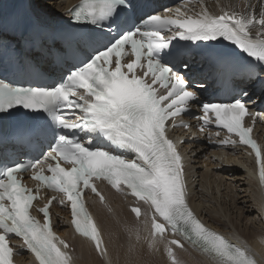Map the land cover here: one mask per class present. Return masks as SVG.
<instances>
[{"label": "snow or ice", "instance_id": "6c2138e0", "mask_svg": "<svg viewBox=\"0 0 264 264\" xmlns=\"http://www.w3.org/2000/svg\"><path fill=\"white\" fill-rule=\"evenodd\" d=\"M245 4L243 11L239 5H228L219 15L206 7L196 15L181 7L174 15H157L140 0H82L69 10V17L89 28L77 40V63L58 84L24 88L0 79V119L40 113L28 117L35 123L20 134L33 147L49 134L55 141L42 160L22 163L11 156L0 157V264H13L9 241L16 238L26 246L16 255L30 253L38 264H73L72 255L65 251L69 245L53 231L49 211L53 201L61 206L70 202L75 231L106 258L108 250L84 203L86 190L104 201L95 184L99 180L148 206L150 247L163 241L171 264H180L175 248L184 249L182 240L215 264H258L250 249L206 227L189 207L183 157L167 134L169 121L198 105L202 115L197 120L216 124L226 135L238 138L228 135L223 144L251 149L264 187V148L252 138L253 128L244 125L245 117L254 123L259 113L239 98L204 103L200 94L205 83H190L188 54L172 44L177 37L208 42L210 47L227 41L246 54L250 64L264 70V0H245ZM126 55L134 58L129 62ZM157 86L166 94H158ZM66 109L78 110L79 119L66 117ZM29 171L38 182L35 191L22 179ZM41 186L55 194L36 209L43 223L32 215ZM132 211L137 219L141 217L140 207ZM167 233L181 239L168 240Z\"/></svg>", "mask_w": 264, "mask_h": 264}, {"label": "bare ground", "instance_id": "6f19581e", "mask_svg": "<svg viewBox=\"0 0 264 264\" xmlns=\"http://www.w3.org/2000/svg\"><path fill=\"white\" fill-rule=\"evenodd\" d=\"M34 1L35 4L41 2L43 5L41 0ZM77 1H50L47 2V6L44 7L45 9L41 7L39 9L48 15H55L62 18L66 17L65 13L67 9ZM253 2L255 3V0ZM228 5H239L240 11L246 8L245 0H194L186 11L191 10L188 12L196 15V13L200 12L201 7H206L212 15H219L221 14V9L226 8ZM253 104L256 106V109L260 108V106L264 107V94L261 93L256 97ZM258 125L260 126L259 131L257 130L258 136L264 141V121H258ZM197 138L200 141L202 140L201 136ZM184 149L187 152L188 158L186 162V183L187 190L190 191L188 201L195 213L201 216L207 225L212 226V228L214 227L213 229H216L237 244L250 249L258 264H264V189L258 187L256 172L252 164L248 160L242 159L241 154L234 149L226 150L225 152H216L210 151L203 144L197 146L185 145ZM193 162L194 166H191V169L190 165H193ZM231 165L236 170L226 172L224 169ZM198 168L206 169L207 171L222 169L221 172L229 174L227 176L234 177V180L238 179L240 181L239 183H241L239 186H242V183L243 186H249L248 189L245 187V193H248V195L243 196L244 200L240 202L243 203V206L238 208L239 210L237 211L238 217H240L239 220L241 221L242 219L241 223L245 227L242 233L240 232L244 239L240 237L241 240L239 237L234 236L228 229V226L221 223L219 219H215L212 216L207 217L197 207H193L190 201V197L192 196L191 177H195ZM213 174L215 176V174L221 173L216 171ZM213 174L208 183L214 184L219 189L221 187L220 183L216 179H213ZM231 190L233 191V189ZM237 192L239 191L236 190ZM236 193L233 195H236ZM232 201L234 200L232 199ZM246 204L250 206L246 207ZM109 205L113 210L111 214L109 213V208H102L98 204H96L95 211L105 238L106 248L108 250L107 257L97 256L87 242L75 240L72 244V254L75 264H171L166 245L163 241L158 240L154 247H150L152 240L151 222L146 213L143 214L140 220L135 219L129 212V204L126 198L114 193L109 194ZM58 229L69 236L67 234L68 229L63 224H58ZM128 234H130V238H127ZM238 235L241 236L239 233ZM175 252L180 264H215L214 260L197 252L186 242L184 243V249L175 248Z\"/></svg>", "mask_w": 264, "mask_h": 264}, {"label": "rangeland", "instance_id": "374dc122", "mask_svg": "<svg viewBox=\"0 0 264 264\" xmlns=\"http://www.w3.org/2000/svg\"><path fill=\"white\" fill-rule=\"evenodd\" d=\"M41 1L44 6L41 4V2L38 3V5L39 7L44 8L47 6V2H50V1L54 2L56 0H41ZM191 166H194V163L193 165H190V168L192 169ZM213 172H216V171L214 169L211 171H207L206 169L198 168L197 174L195 175V177H191L192 196L190 197V201L192 202L193 207H197L198 210H201L205 216L207 217L212 216L213 218L215 217V219H219L221 223L228 226V229L233 233L234 236H237L239 238L242 237L244 239L241 233L245 227H243L241 223L242 219L241 221L239 220L240 217H238L237 211L239 210L238 208L243 206V203H240V202L244 200L243 196L248 195V193H245V187H247L246 189H248L249 186H243V183H242V186L241 185L239 186V184L241 183H239L240 181L238 179H237L238 181L234 180V177L231 178L230 176H227L226 174H215L214 176ZM212 174L214 177L213 179H216L217 182L220 183L221 187L219 189L214 184L208 183L209 179L212 177ZM231 183H233L231 185L232 187L230 186ZM231 189H233L234 192ZM236 190L239 192L236 193ZM235 193L236 195H233ZM237 196L239 197L237 198ZM227 198H228V201H227ZM232 199L234 201H232ZM222 201L224 204L222 203ZM228 202L230 205L228 204ZM248 206L250 205H247L246 207ZM224 211L226 212V214ZM238 233L241 236H239ZM129 236L130 234H128L127 238Z\"/></svg>", "mask_w": 264, "mask_h": 264}]
</instances>
